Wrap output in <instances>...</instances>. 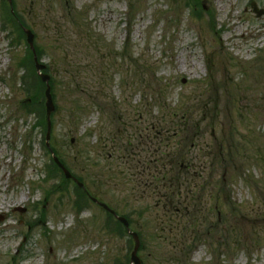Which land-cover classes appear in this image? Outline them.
I'll return each instance as SVG.
<instances>
[{"label": "rangeland", "instance_id": "rangeland-1", "mask_svg": "<svg viewBox=\"0 0 264 264\" xmlns=\"http://www.w3.org/2000/svg\"><path fill=\"white\" fill-rule=\"evenodd\" d=\"M253 2L264 10L0 0V264H131L128 231L86 192L130 220L140 264H264V15ZM24 29L54 81L52 150L84 190L43 148L45 86ZM183 158L190 183L173 201L162 185ZM193 198L200 216L186 230Z\"/></svg>", "mask_w": 264, "mask_h": 264}, {"label": "trees", "instance_id": "trees-1", "mask_svg": "<svg viewBox=\"0 0 264 264\" xmlns=\"http://www.w3.org/2000/svg\"><path fill=\"white\" fill-rule=\"evenodd\" d=\"M40 124L41 125L38 126V128L45 127L46 123H45L44 118ZM45 150L48 153L46 145H45ZM183 160H184V158L180 160V163H177V166L173 167V168L178 169L176 171L178 174H177L176 178H175V176H173V178H171L170 181L168 182V184L171 185V190H169V188H167L166 184L162 185V190H165V191L168 190V193L172 194V195H169L170 197H167V198H171V200H173V201L175 200V198L178 195L176 196L177 191L172 190V189L176 188V186H177V188L179 190V186H181V184L183 186L187 183H190L188 181V179H189L188 174H189L191 168H189L190 165ZM153 182L161 183L159 179H155V180H153ZM162 183H164V182H162ZM202 191H203V188L200 189V192H202ZM192 203L195 205H193L192 207H188L187 210H183L181 213L182 215L180 216V219L181 220L184 219L186 222V227H187L186 230H188V229L195 230L196 229V226H195L196 219L200 216V213H199L200 209L198 208L199 202L195 198H193ZM197 222L201 225L200 220H197Z\"/></svg>", "mask_w": 264, "mask_h": 264}, {"label": "water", "instance_id": "water-1", "mask_svg": "<svg viewBox=\"0 0 264 264\" xmlns=\"http://www.w3.org/2000/svg\"><path fill=\"white\" fill-rule=\"evenodd\" d=\"M253 9H254L255 13H257L258 17H261V16L264 15V11H261V12H260V11L258 10L257 5H256L255 3L253 4ZM27 36H28V43H29V44L31 45V47L33 48L34 35H33L30 31H28V32H27ZM35 62H36V68H37L38 71H41V70H44V69H45V66L40 65V64L38 63V60H37L36 58H35ZM41 77H42V80H43L45 83H47V82L50 80V78H49L48 76L42 75ZM46 98H47V104H46V106H47L48 125H49V131H48L47 141L49 142V139H50V132H51V122H50V117H51L52 113L55 112V106H54L53 98H52V95H51V89H50V87L47 88V91H46ZM55 162H56V164H57V165H58V166L64 171L66 177H67L68 179H70V178H71V175H70L69 172L63 167V165L59 162V160H58L57 158H55ZM80 187H83V186L80 185ZM94 202H95V203H98V205L101 206L104 210H106V211H108V212L114 214V212L111 211L106 205L99 203L97 200H94ZM119 221H121L126 227L129 226L128 222H127L125 219H123V218H119ZM133 236H134V238H135V240H136L137 245H136V249H135V251H134V253H133V255H132V262H133L134 264H140V260L137 258V251H138V248H139L140 243H139L138 236L135 235V234H133Z\"/></svg>", "mask_w": 264, "mask_h": 264}]
</instances>
